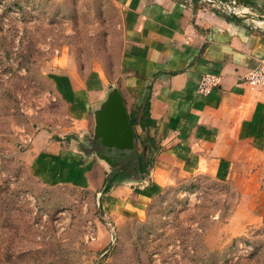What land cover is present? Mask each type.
Listing matches in <instances>:
<instances>
[{"label":"rangeland","instance_id":"rangeland-1","mask_svg":"<svg viewBox=\"0 0 264 264\" xmlns=\"http://www.w3.org/2000/svg\"><path fill=\"white\" fill-rule=\"evenodd\" d=\"M121 46L112 0H0V264H264L252 183L202 174L164 188L142 218H112L96 192L99 168L86 185L30 173L50 140L94 147L67 130L66 73H101L108 95L122 75Z\"/></svg>","mask_w":264,"mask_h":264},{"label":"crops","instance_id":"crops-1","mask_svg":"<svg viewBox=\"0 0 264 264\" xmlns=\"http://www.w3.org/2000/svg\"><path fill=\"white\" fill-rule=\"evenodd\" d=\"M237 1L264 19V0ZM112 2L122 29L117 89L126 111L147 98L155 122L147 134L157 150L145 179L115 182L103 193L104 214L142 218L164 188L206 174L252 183L246 196L256 198L257 191L264 225V87L249 88L244 81L264 57V28L227 20L203 0ZM203 73L219 76L206 95L195 92ZM107 84L101 73L84 79L72 68L66 73L67 130L78 143L82 137L94 142V114L107 97ZM75 142L50 140L32 157L29 171L49 184L86 185L90 170L99 168L98 192L111 166Z\"/></svg>","mask_w":264,"mask_h":264},{"label":"water","instance_id":"water-1","mask_svg":"<svg viewBox=\"0 0 264 264\" xmlns=\"http://www.w3.org/2000/svg\"><path fill=\"white\" fill-rule=\"evenodd\" d=\"M228 15L237 20L261 18L250 12L243 15L229 12ZM94 118V153L106 161L111 168L129 167L132 172L131 179H137V149L134 133L123 98L116 88L109 92L101 107L95 112Z\"/></svg>","mask_w":264,"mask_h":264},{"label":"trees","instance_id":"trees-1","mask_svg":"<svg viewBox=\"0 0 264 264\" xmlns=\"http://www.w3.org/2000/svg\"><path fill=\"white\" fill-rule=\"evenodd\" d=\"M192 1H197V0H192ZM236 3L239 2L236 0ZM13 4L16 6L18 5L16 1H14ZM239 4L241 5V3ZM242 6H246V5L242 4ZM221 15H223L224 18L227 20L238 21L237 19L225 13H222ZM127 116L134 133L135 143H137L136 144L137 165H138L137 179L143 180L148 174V169L151 167L153 161V153L157 150V146L154 142L153 137L147 134V130L149 128L154 127L155 125L154 120H152L149 117L147 98L144 100V102L141 105L130 108L127 111ZM136 126H138L139 128L140 130L139 132H136L135 130ZM131 178H132V172L129 169V167H124L122 169H119L118 167H113L105 174L101 189L98 190V192L100 194L106 193L115 182H120L122 180H127Z\"/></svg>","mask_w":264,"mask_h":264},{"label":"built area","instance_id":"built-area-1","mask_svg":"<svg viewBox=\"0 0 264 264\" xmlns=\"http://www.w3.org/2000/svg\"><path fill=\"white\" fill-rule=\"evenodd\" d=\"M208 1V0H205ZM208 2L221 6V11L228 15L233 12L237 15H243L248 12V7L236 4L235 0H210ZM252 28H264V19H244ZM244 81L249 88L264 87V57L260 58L256 65L251 68L244 76ZM219 83V76L216 74L203 73L199 76L195 86V92L200 95L208 94L213 87Z\"/></svg>","mask_w":264,"mask_h":264}]
</instances>
